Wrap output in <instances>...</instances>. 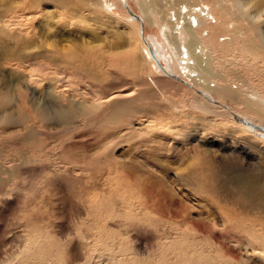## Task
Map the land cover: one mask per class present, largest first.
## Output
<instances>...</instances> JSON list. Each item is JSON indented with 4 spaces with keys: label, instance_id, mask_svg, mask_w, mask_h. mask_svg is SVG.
I'll return each mask as SVG.
<instances>
[{
    "label": "rangeland",
    "instance_id": "1",
    "mask_svg": "<svg viewBox=\"0 0 264 264\" xmlns=\"http://www.w3.org/2000/svg\"><path fill=\"white\" fill-rule=\"evenodd\" d=\"M16 1L0 0V11L15 8ZM31 1L26 12H19L25 13L24 20L12 30L22 40L0 36V45L9 51L21 48L29 55L17 60L0 48V85L12 89L2 91L5 112L0 111V264H264V210L247 205L231 188L240 176L264 183V144L229 129L225 139L180 134L166 142L171 150L148 142L152 128L127 137L126 130L116 131L113 139L110 129L91 125L82 107L65 117L60 89L48 85L37 91L35 115L30 96L16 92L13 84L19 88L22 63L39 64L50 57L66 60L70 75H84L79 70L96 74L94 82L102 80L100 94L118 83L134 87L139 80L146 82L135 86L137 91L150 88L140 102L145 109L112 126L137 124L140 115L171 123L169 114L190 113L180 108L185 104L197 114L211 113H200L192 94L176 82L154 86L168 79L135 48L133 32L139 24L129 19L121 0H112L114 19L96 21L87 9L98 0H71L79 3L76 7L58 0ZM219 1L222 12L201 0L216 21L208 25L215 28L208 42L216 49L210 51L213 71L240 73L244 80L239 84L245 82L247 96L262 101L264 114V46L255 38L257 25L264 35L263 10L259 0H239L242 19L231 0ZM126 3L143 19L145 35L155 39L161 57L169 60L171 49L159 15L149 7L152 0ZM170 62L166 66L172 67ZM27 116L31 119L25 124Z\"/></svg>",
    "mask_w": 264,
    "mask_h": 264
},
{
    "label": "bare ground",
    "instance_id": "2",
    "mask_svg": "<svg viewBox=\"0 0 264 264\" xmlns=\"http://www.w3.org/2000/svg\"><path fill=\"white\" fill-rule=\"evenodd\" d=\"M70 1L71 0H58L61 6L76 7L79 5V3H71ZM124 1L126 2V0ZM207 1L211 3L210 6H213L217 12L223 11L222 4L219 0ZM227 1L229 2V0ZM238 2L239 0H231V4L237 9V15L243 19L244 13L238 10ZM152 3L153 4L149 7L152 8L155 15H159L161 20L160 22L163 26L160 31L162 32L165 41H167L170 46L171 58L169 57V60H164L155 45V39L151 36L145 35V32L144 37L154 50L157 59L160 61L164 69L170 74L185 81L195 90L202 92L203 95L208 96L213 101L226 106L228 110L235 115L246 119L254 125L264 128V114L262 109L259 107L262 105V101L255 99L252 96H247L250 93L245 90V82L243 86L239 84L241 80H244L243 76L240 73H232L233 75H230L229 70L226 72L221 70V73L213 71L214 64L211 59L212 57L210 51H216V49L211 44L209 47L208 42L212 39L215 28L208 25H214L216 21H214L211 8L202 3L201 0H193V2L192 0H152ZM259 3V6H261L259 10L262 9L264 14V0H259ZM18 4L15 8H11L8 11H0V36H6L9 39L20 41L22 38L18 34L12 32L13 26L20 24L24 20L25 13L19 14V12H26L29 6L32 5V1L20 0ZM114 6L115 5L112 0H98V4H96L95 7L88 8L87 11L94 15V17H91L94 21L98 20L101 16L109 18L110 20V18H112V11L115 9ZM147 9L148 8H143L144 11H147ZM255 29L257 30L255 38L260 46H264V35L260 33V25H257V28ZM133 35L132 42L134 43L135 48L139 49L142 54L149 59L155 68V72L164 76V74L157 67L156 63L150 57L147 47L141 41L139 28L133 32ZM208 35L209 37L207 38ZM226 41L227 39H223L222 43ZM0 48L2 52L10 56H14L17 60L29 57V55H23V49L21 48H17L12 51H9L5 45H0ZM169 61H172L170 62L172 63V67H170V65L166 66L167 63L169 64ZM21 66L23 71L19 74L18 78L19 88L16 87L15 83L13 86L16 88L15 91L21 95H23L24 92H27L30 96L28 105L35 115H37L36 106L40 97L39 93L37 94V91H39L40 85H48V87L53 90L58 88L60 89V92H58L60 95L59 98L67 106L66 110L61 111L65 117H69L73 114L75 112V108L82 107L85 112L89 113L91 125L99 126V128L102 129H110L113 139H116V131L126 130L127 134L123 135L127 137L135 134L138 129L147 131V128H152V134L148 133L151 138L150 141L147 139L148 142H150V144H155V146H160L159 149L167 147L168 150H171L170 143L166 142L175 140L180 134H191L192 136L199 137L200 139H204L207 134H215L216 136L225 139V135L229 133L226 131L229 129L233 131V135L244 134L245 139L248 141L256 143L257 145L264 144L262 133L252 131L235 122L230 118L229 114L227 115L228 112L225 110L219 109L218 107L205 102L203 98L195 95L194 92H192V90L187 86L181 85L177 82L174 83L173 80L168 78L167 81H161L156 85H153L156 88L158 87V89L163 87V83L165 87L170 86V82L178 85L179 87L181 86V88H183L182 90H188V93H191L193 98L195 97L198 99L194 101L192 98V101L196 103L195 108H197L199 112L207 110L205 112L211 114H197L194 111L195 109H190V105L185 104L180 108L184 109V111L189 110L190 113H186L185 115L182 114L181 117L169 114V118L173 121L180 122L177 126L171 125L172 123H175L173 121L167 124L155 123V121L152 120L153 118H144L142 115H140L141 118L138 116L141 121L137 124L133 121H126L120 126H112L113 123L119 122L128 113H133L137 111L138 108H141L142 110L145 109L140 105V102L143 100L144 96L151 93L150 88L137 91L135 86L145 85L146 82L139 80L137 84H134V87L130 86V84H128L130 87H125V84L118 83L119 85H112L113 88H109L107 86V89L105 88L104 92L100 94L97 88H99L98 86H100L102 80H96L97 83L94 82V78L97 75L89 71L85 72L79 70L80 72H83L84 75H70V73L67 72L68 63L66 60H59V62H56L54 58L50 57L48 58V62L43 60L39 64L22 63ZM81 67L86 70L92 69V67H88L87 64H84ZM24 70H26V72H24ZM28 70L34 74H29ZM86 77L89 81H83ZM47 81L49 83H46ZM210 83H213V86H210ZM233 85H235V87H233ZM4 90L7 92L12 89H8V86L2 87L0 85V111L3 113L5 112L3 111L5 94H2V91ZM89 96H92L93 100H87ZM18 102L19 104H23L21 99H19ZM172 106L173 111L175 109L179 115L182 113L177 108L179 106L174 105V103H172ZM158 108L160 107L158 106ZM155 109L156 108L153 110ZM153 113L155 114L156 112L153 111ZM248 115H252L255 119L248 118ZM38 117L40 116L38 115ZM183 118L185 120L182 121ZM25 119L26 124V122L31 118L27 116ZM31 128H33V126ZM216 133L220 135H217ZM117 140L119 139L117 138ZM151 140L153 142H151ZM105 148L108 150L107 148H109V145L103 146V149ZM96 163L101 167H106V165L101 163V161H96ZM89 165H91V161L85 162L84 166L87 167ZM233 180H235V183L233 182L234 185L231 184V188L234 194L239 195L240 199L247 205L264 210V192L261 189L264 187L263 182L259 183L258 181L249 180L247 178L242 179L241 176L238 177V180Z\"/></svg>",
    "mask_w": 264,
    "mask_h": 264
},
{
    "label": "water",
    "instance_id": "3",
    "mask_svg": "<svg viewBox=\"0 0 264 264\" xmlns=\"http://www.w3.org/2000/svg\"><path fill=\"white\" fill-rule=\"evenodd\" d=\"M122 6L123 8L126 10L130 20L138 22L139 24V34H140V39L141 41L145 44V46L147 47L150 57L152 58V60L156 63L157 67L159 68V70L164 74L165 77H167L168 79L173 80L174 82H177L181 85H185L187 86L189 89L192 90V92H194L195 95L200 96L201 98H203V100L213 106L218 107L219 109H223L225 110L227 113V115L229 114L230 118L232 120H234L235 122L245 126L246 128L252 130V131H256V132H260L262 133V137L264 138V128H262L261 126H257L252 124L251 122L247 121L246 119L239 117L238 115H235L234 113H232L231 111L228 110V108L226 106H223L215 101H213L212 99H210L208 96L203 95L202 92L195 90L193 87L189 86L185 81H183L182 79L178 78L175 75L170 74L169 72H167L164 67L162 66V64L160 63V61L157 59L154 50L151 48V46L149 45L148 41L146 40V38L144 37V23L142 21V19L136 15L126 4V2L124 0H121Z\"/></svg>",
    "mask_w": 264,
    "mask_h": 264
}]
</instances>
